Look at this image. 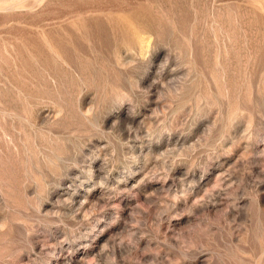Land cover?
Segmentation results:
<instances>
[{"label": "rangeland", "instance_id": "obj_1", "mask_svg": "<svg viewBox=\"0 0 264 264\" xmlns=\"http://www.w3.org/2000/svg\"><path fill=\"white\" fill-rule=\"evenodd\" d=\"M0 264H264V0H0Z\"/></svg>", "mask_w": 264, "mask_h": 264}]
</instances>
